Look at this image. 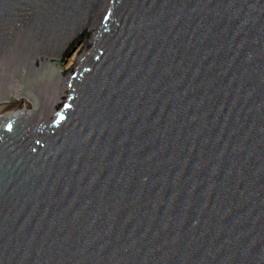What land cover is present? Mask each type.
Listing matches in <instances>:
<instances>
[{
    "label": "water",
    "instance_id": "95a60500",
    "mask_svg": "<svg viewBox=\"0 0 264 264\" xmlns=\"http://www.w3.org/2000/svg\"><path fill=\"white\" fill-rule=\"evenodd\" d=\"M15 102L0 264H264V0H0Z\"/></svg>",
    "mask_w": 264,
    "mask_h": 264
},
{
    "label": "bare ground",
    "instance_id": "6f19581e",
    "mask_svg": "<svg viewBox=\"0 0 264 264\" xmlns=\"http://www.w3.org/2000/svg\"><path fill=\"white\" fill-rule=\"evenodd\" d=\"M15 104H16V102L15 103H10V104H8L6 106H0V113L3 112V111H7L8 109L14 107Z\"/></svg>",
    "mask_w": 264,
    "mask_h": 264
},
{
    "label": "rangeland",
    "instance_id": "374dc122",
    "mask_svg": "<svg viewBox=\"0 0 264 264\" xmlns=\"http://www.w3.org/2000/svg\"><path fill=\"white\" fill-rule=\"evenodd\" d=\"M73 57H74V54L66 59L65 68H68L72 64Z\"/></svg>",
    "mask_w": 264,
    "mask_h": 264
}]
</instances>
